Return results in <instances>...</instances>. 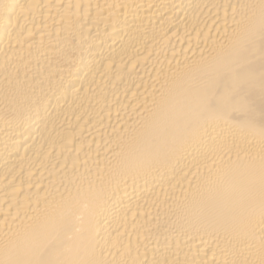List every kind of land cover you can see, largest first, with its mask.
I'll list each match as a JSON object with an SVG mask.
<instances>
[{"label":"bare ground","instance_id":"6f19581e","mask_svg":"<svg viewBox=\"0 0 264 264\" xmlns=\"http://www.w3.org/2000/svg\"><path fill=\"white\" fill-rule=\"evenodd\" d=\"M0 264H264V0H0Z\"/></svg>","mask_w":264,"mask_h":264}]
</instances>
